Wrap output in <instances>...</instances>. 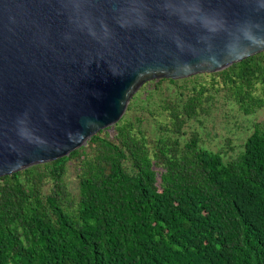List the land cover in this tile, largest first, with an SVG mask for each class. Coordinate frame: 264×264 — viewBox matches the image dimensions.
Masks as SVG:
<instances>
[{
	"label": "trees",
	"instance_id": "1",
	"mask_svg": "<svg viewBox=\"0 0 264 264\" xmlns=\"http://www.w3.org/2000/svg\"><path fill=\"white\" fill-rule=\"evenodd\" d=\"M225 102L264 108V52L148 82L85 147L0 178V264H264V121L211 151Z\"/></svg>",
	"mask_w": 264,
	"mask_h": 264
},
{
	"label": "water",
	"instance_id": "2",
	"mask_svg": "<svg viewBox=\"0 0 264 264\" xmlns=\"http://www.w3.org/2000/svg\"><path fill=\"white\" fill-rule=\"evenodd\" d=\"M264 52V0H0V178L68 157L148 82Z\"/></svg>",
	"mask_w": 264,
	"mask_h": 264
},
{
	"label": "rangeland",
	"instance_id": "3",
	"mask_svg": "<svg viewBox=\"0 0 264 264\" xmlns=\"http://www.w3.org/2000/svg\"><path fill=\"white\" fill-rule=\"evenodd\" d=\"M142 93L146 97L145 92ZM151 107H155V105H151ZM222 109L224 111L223 117L220 116L214 122L207 120L205 127L201 131L197 129L204 140L202 143L203 147L214 152L224 150L228 155H232L234 152L227 150L226 140L230 141L231 146L237 148L235 151L237 152L246 138L252 133L253 123L264 121V108L249 116H245L238 110L234 103L225 102V107ZM149 120H152L151 117H149ZM193 123V121L190 122V124ZM68 182L69 187L75 190L76 179L73 170L69 171Z\"/></svg>",
	"mask_w": 264,
	"mask_h": 264
}]
</instances>
